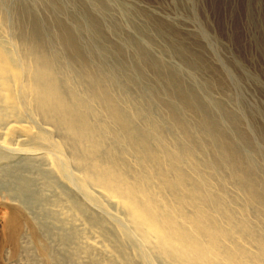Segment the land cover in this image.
<instances>
[{
  "label": "bare ground",
  "instance_id": "bare-ground-1",
  "mask_svg": "<svg viewBox=\"0 0 264 264\" xmlns=\"http://www.w3.org/2000/svg\"><path fill=\"white\" fill-rule=\"evenodd\" d=\"M19 37L20 51L30 60L24 64L14 45L0 43V90L25 81L29 102L48 128L39 127L41 136L18 135L19 141L34 140L33 146L0 144V169L15 177L0 185L17 187L8 192L39 204L35 235L46 249L57 232L62 251H55L56 262L264 264V196L258 189L264 175L252 169L257 159L244 151L252 143L238 117L225 112L235 129L229 138L182 85L175 91L190 119L173 105L165 104L164 115L133 110L126 102L128 82L118 92L117 81L84 55L77 38L67 34L81 89L57 75L38 31ZM9 107L20 120L15 105ZM102 112L110 123L100 120ZM165 119L178 139L167 138ZM191 128L207 148L192 149ZM205 156L215 169L207 167ZM220 171L229 178L218 180ZM230 185L238 196L229 194ZM8 225L12 249L25 251L19 239H28L27 230L18 231L16 218ZM102 247H108V257Z\"/></svg>",
  "mask_w": 264,
  "mask_h": 264
},
{
  "label": "rangeland",
  "instance_id": "rangeland-1",
  "mask_svg": "<svg viewBox=\"0 0 264 264\" xmlns=\"http://www.w3.org/2000/svg\"><path fill=\"white\" fill-rule=\"evenodd\" d=\"M35 30L52 56L57 75L75 88H83V83L75 80L80 70L73 63L67 34L77 38L84 55L100 65L107 79L117 81L118 92L128 82L126 102L133 110L164 115L166 105H173L190 119L192 113L183 111L175 91L182 85L193 91L229 138L235 129L225 112L238 117L240 131L252 143L244 151L257 159L252 169L264 175V0H0V43L14 45L24 64L30 59L20 51L19 35L26 37ZM28 95L23 80L13 83L9 91L0 90V144L33 146L34 140L19 141V137L26 138V131L41 136L39 130L48 128L40 123ZM12 104L20 120L11 113ZM99 118L110 123L103 112ZM165 122L167 138L178 139L171 121ZM48 136L56 139L52 130ZM191 138L195 152L207 148L194 128ZM203 158L207 167L215 169L208 156ZM220 172L218 180L223 174L229 178L227 172ZM0 180L8 185L15 177L0 169ZM5 185H0V264H61L54 257L55 251H62L54 227L56 234L46 249L35 235L33 218L41 214L39 204L25 202V195L10 194L17 187ZM229 187V194L238 196ZM258 189L264 196V180ZM12 218L18 231L27 230L28 239H19L25 251L17 252L10 245ZM107 248H100L104 258L110 255Z\"/></svg>",
  "mask_w": 264,
  "mask_h": 264
}]
</instances>
